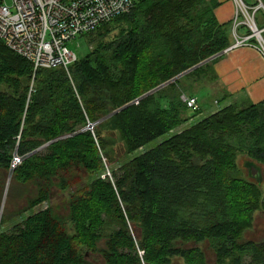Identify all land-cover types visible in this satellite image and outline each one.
<instances>
[{
    "label": "trees",
    "instance_id": "trees-1",
    "mask_svg": "<svg viewBox=\"0 0 264 264\" xmlns=\"http://www.w3.org/2000/svg\"><path fill=\"white\" fill-rule=\"evenodd\" d=\"M216 5L142 0L82 35L91 49L68 70L35 71L0 41V214L7 171L37 186L23 213L54 189L76 187L68 222L47 207L0 230V264H91L89 251L109 264H142L139 248L147 264H209L202 243L218 264H264V242L245 238L264 212V101L226 106L113 169L114 181L101 177L115 136L131 154L203 112L187 106L184 91L169 94L190 78L216 77L223 54L203 62L233 44L232 23L217 21ZM14 154L24 158L16 168ZM242 156L261 181L241 176ZM8 221L2 213L0 224Z\"/></svg>",
    "mask_w": 264,
    "mask_h": 264
},
{
    "label": "built area",
    "instance_id": "built-area-1",
    "mask_svg": "<svg viewBox=\"0 0 264 264\" xmlns=\"http://www.w3.org/2000/svg\"><path fill=\"white\" fill-rule=\"evenodd\" d=\"M140 1L11 0L9 4L7 0H0V41L29 60L35 71L60 66L68 70L78 59L77 54L68 47L69 42L131 11ZM235 1L237 12L232 24L235 44L223 53L242 45H250L264 55V29L258 28L254 14L264 6L263 3L251 8L243 0ZM240 10L248 13L246 20H242ZM251 12L254 13L250 15ZM243 24L250 28V35L246 37L237 34L238 27ZM183 100L192 110L201 108L197 96H184ZM138 101L135 100V103ZM93 125L88 124L92 131ZM23 159L15 154L13 162L16 161L18 165ZM107 176L112 179L109 170L104 174L105 178ZM140 253L142 255L144 252Z\"/></svg>",
    "mask_w": 264,
    "mask_h": 264
},
{
    "label": "rangeland",
    "instance_id": "rangeland-1",
    "mask_svg": "<svg viewBox=\"0 0 264 264\" xmlns=\"http://www.w3.org/2000/svg\"><path fill=\"white\" fill-rule=\"evenodd\" d=\"M7 2L9 4H11V0H7ZM259 9H264V6L260 7ZM253 13L251 12L250 15H252ZM239 14L242 17V20H246V18L249 17V15H248V13H246V11L243 13L240 10ZM234 44H235V40H234ZM68 47L77 54L79 59L84 58L89 53V51L91 49L85 36H78L76 39H74L73 41L68 43ZM221 54H225V53L222 52L219 55H221ZM184 82L185 83H183V85H182L183 90H182V88H179L176 91L173 90L170 92L169 95L171 97H173V95L176 92L180 91V93H181L182 91H184V93L182 95L183 96L182 99L184 98V96H197L203 112L200 114H196L189 122L182 125L181 127L176 129L175 131H173V132H171V133H169V134H167V135H165V136H163V137H161L155 141L148 143L147 145H145L140 150L133 152L131 154H127L125 152V149H124L122 143L115 136V138H116L115 143H113L111 145L110 148H112V150H111V153L109 155L110 158H111V156L113 157V161H111V163L108 165V169L106 168V170L101 174L102 178H105L104 174L107 172V170H109L111 173L112 179H113L112 171H113V169H117L119 165L131 160L132 158L136 157L137 155H140L141 153H143L145 151H148V150L154 148L162 140L167 139L168 137L179 132L180 130L187 128V127H190V126L194 125L195 123L199 122L204 117L210 115L212 109H216V108L218 109V108L224 106L222 104V102H223L222 100H220L221 106L215 104L214 99L218 97V92L214 88H206V86H205L206 82H207L206 78L201 77V80H199V81L196 80L195 78H190ZM97 124H99V123H96V124L94 123V125H93L94 130H95V127ZM86 130H90L92 132V130L90 128H88ZM44 152H45V149H42V150L38 151V154H41ZM14 156H15V154L13 155V160H14ZM245 158L246 157H243V156L239 158V166H240V170H241V176L247 178V177H251V176H250L248 169L245 168L244 166H242V162L244 161ZM13 160H12V163H13ZM15 163H16L15 168L21 164V163H19L17 165V162H15ZM12 167L14 168V166H12ZM10 172H11V170L7 171L5 174V176H6L5 189L7 188V186H9V187L6 190V192L4 191L3 198L1 201V207L3 208L2 209L3 213L9 215V221L7 223H5L4 225L0 224V230L9 231L15 224L26 219V217L28 215H30L32 212L37 211V210H41V209H45L47 207H52L55 210V212L61 218L65 219L66 222L69 221L68 218H70V212H71V204L69 201V193H70L69 190L74 191L76 187H72L68 190H61L58 188L54 189L53 190L54 193H53L50 200L45 201L41 206H37L36 208H34L32 210H28L27 212L23 213V211H25V209H27V206L29 205L30 199H32L33 197L36 196V194L38 192L37 186L34 185L33 183L23 184V183L13 182L12 181L13 180L12 174L10 175ZM9 176H11V181H9L10 180ZM250 179L253 180L252 178H250ZM113 181H114V179H113ZM123 207L124 206H122V208ZM129 227L132 230L133 236L136 239H139L140 232H141L140 229H137L134 226V224H132L130 222H129ZM245 238L247 240L249 239V240H253L256 242H264V212L263 211H259L256 213L254 227L252 228V230L246 232ZM191 245H193V244L192 243L186 244V246H188V247ZM201 247H203V250L206 254L208 263L209 264H218L217 260H216V255H215L212 247H210V245L208 243H202ZM138 251H139V255L142 259L141 263L147 264V263H145L144 257H143L145 252L143 250H141L140 248L138 249ZM140 251L144 252V253H142V255H141ZM86 258L88 259V261L91 264H109L106 261V259L103 257L102 253H100V252L98 253V252L89 251L86 254ZM172 264H185V262L180 258H175L173 260Z\"/></svg>",
    "mask_w": 264,
    "mask_h": 264
},
{
    "label": "crops",
    "instance_id": "crops-1",
    "mask_svg": "<svg viewBox=\"0 0 264 264\" xmlns=\"http://www.w3.org/2000/svg\"><path fill=\"white\" fill-rule=\"evenodd\" d=\"M207 1L217 2L214 14L220 24H233L237 12L235 0ZM243 1L251 8H256L260 4L256 5L258 0ZM255 20L258 28L264 29V9H257ZM231 32V40L234 43L233 27ZM237 34L246 37L250 35V28L244 24L240 25ZM214 70L217 74L215 78L203 77L207 79L205 86L217 90L215 104L221 106L222 100L224 106L212 109L211 114L235 103L249 101L256 104L264 101V55L257 48L242 45L228 51L215 61Z\"/></svg>",
    "mask_w": 264,
    "mask_h": 264
},
{
    "label": "water",
    "instance_id": "water-1",
    "mask_svg": "<svg viewBox=\"0 0 264 264\" xmlns=\"http://www.w3.org/2000/svg\"><path fill=\"white\" fill-rule=\"evenodd\" d=\"M218 55H219V54H217V55H215V56L209 58L208 60H206V61L203 62V63H206V62L211 61L212 59H214V58L217 57ZM203 63L199 64L198 66L202 65ZM198 66H196V67H198ZM185 73H187V72H185ZM185 73L180 74L179 76L175 77L174 79H172V80H170V81H168V82H166V83H164V84L158 86L157 88H155V89L149 91L148 93L145 94V96H147V95H149V94H152V93L156 92L157 90H159V89L162 88L163 86H166L168 83H170V82L176 80L177 78L181 77V76L184 75ZM116 112H117V111H116ZM116 112H113L112 114L106 116L105 118L99 120V121L96 122V123L102 122L103 120H105V119L111 117V116H112L113 114H115ZM96 123H95V124H96ZM88 128H89V127L87 126V127L84 128L82 131H84V130H86V129H88ZM62 138H63V137H62ZM58 139H60V138H57L56 140H58ZM50 143H51V142H49L48 144H46V145L40 147L38 150L43 149L44 147H46V146L49 145ZM38 150L34 151L33 153L37 152ZM33 153H32V154H33ZM249 167H250L251 176H252V177H255V178H257L259 181H261V180H262L261 169H260L257 165H255V164H250ZM11 172H13V170H11ZM11 174H12V173H11ZM5 192H6V190H5ZM2 209H3V208L1 207L0 219H1V216H2V213H3V210H2Z\"/></svg>",
    "mask_w": 264,
    "mask_h": 264
},
{
    "label": "bare ground",
    "instance_id": "bare-ground-1",
    "mask_svg": "<svg viewBox=\"0 0 264 264\" xmlns=\"http://www.w3.org/2000/svg\"><path fill=\"white\" fill-rule=\"evenodd\" d=\"M15 162H16V161H14V162H13V163H14V165H16V163H15ZM12 169H13V167H12ZM11 173H12V172H10V175H11ZM9 179H10L9 181H11V176H9ZM8 187H9V186H7V188H6L5 190H7V189H8Z\"/></svg>",
    "mask_w": 264,
    "mask_h": 264
}]
</instances>
